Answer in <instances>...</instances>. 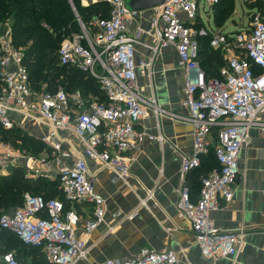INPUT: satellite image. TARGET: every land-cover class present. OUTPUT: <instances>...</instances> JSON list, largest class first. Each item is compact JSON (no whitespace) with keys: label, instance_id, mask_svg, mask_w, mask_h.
<instances>
[{"label":"built area","instance_id":"2783aa9c","mask_svg":"<svg viewBox=\"0 0 264 264\" xmlns=\"http://www.w3.org/2000/svg\"><path fill=\"white\" fill-rule=\"evenodd\" d=\"M107 18H95L87 30L62 40L57 51L59 66L88 73L98 83L105 99L98 100L80 91L38 90L30 83L24 52L12 43L11 28L0 26V127L21 129L24 121L43 125L47 133L39 137L50 156H25L0 140V170L15 163L32 174L47 175L55 166L63 199L70 205L88 204L91 214L83 234L91 235L104 221L105 200L95 191L93 174L86 159L99 162L118 180L126 181L130 166L141 150L145 133L136 129L147 116L160 108L153 98L142 95L138 74L151 75L152 61L162 50L173 47L177 67L182 72L184 125L191 127L190 154L180 155L176 211L194 235L202 259L234 260L244 241L242 229L222 231L211 213L233 199L232 184L239 172L241 151L250 142V130L264 133V16L250 10L249 23L234 31L206 27L199 4L213 6L218 0H164L146 11H128L125 0H106ZM262 5L264 0H253ZM210 9V8H209ZM203 11L205 9L203 8ZM200 20L193 30L189 25ZM199 36L209 37V46L227 56L219 78L206 79L198 62ZM149 40H154L151 46ZM137 48L150 50L152 58L137 60ZM214 131L216 134L214 136ZM65 134L83 147L72 165H64L68 155L63 145H71ZM210 148L219 165L200 177L198 198L192 201L188 174L200 168ZM136 212L126 216L132 220ZM74 211H65L58 198L44 201L41 196L24 195L23 204L0 216V230L13 233L22 243L37 247L47 264H94L88 261L87 239L75 233ZM171 235V230L167 229ZM0 264H22L14 253L0 255ZM99 264H182L178 253L141 249L124 259Z\"/></svg>","mask_w":264,"mask_h":264},{"label":"crops","instance_id":"0c3cea01","mask_svg":"<svg viewBox=\"0 0 264 264\" xmlns=\"http://www.w3.org/2000/svg\"><path fill=\"white\" fill-rule=\"evenodd\" d=\"M149 56V52L137 48V60L147 59ZM157 56L151 67V75H148L149 85L146 84V87L141 89L142 95L146 97L145 94L151 91L160 105L186 116V111L181 107L183 83L182 72L177 67L176 51L170 47L162 50ZM141 79L138 74L140 88ZM41 85L42 82H39L38 90H47ZM58 87L63 88L62 85ZM136 129L144 131L145 138L141 150L129 168L125 182L118 180L112 171L100 169L99 162L86 159L90 173L94 176V189L105 200L104 221L91 235L83 234V222L79 220L74 227L77 236L87 239L88 261L99 264L110 259L132 257L144 248L154 250L159 237L153 234L155 223L149 215H155L164 219L165 228L171 230L176 244L173 241L169 247L178 253L182 264H264V133L257 129L250 130V142L240 153L239 172L231 187L233 199L229 204H222L218 211L211 213V219L222 231L242 229L245 241L234 260L218 259L211 262L202 259L189 224L177 218L176 214L180 155L191 153V127L173 124L164 117L152 120L147 112V116L139 122ZM20 130L38 140L47 133L45 126L28 121L22 123ZM155 135L161 136L163 144L150 139ZM70 136L65 134L66 138ZM70 143L71 145L62 147V151L68 156L61 161L67 166L72 165L84 150L73 136ZM40 156L42 155L36 157ZM216 167L215 161L209 160L205 163L204 170L211 171ZM189 180L192 197L197 199L199 184L192 180V177ZM71 208L86 214L87 217L91 214L88 204H74ZM14 209L15 207L6 212ZM132 212H136V217L132 220L126 219ZM83 217L81 216L82 219ZM123 230L128 231L122 236ZM128 234L130 237H127ZM124 248L127 251L123 252ZM133 249L134 254L130 255L129 252ZM16 251L21 260L31 259L22 249Z\"/></svg>","mask_w":264,"mask_h":264},{"label":"trees","instance_id":"16d2710c","mask_svg":"<svg viewBox=\"0 0 264 264\" xmlns=\"http://www.w3.org/2000/svg\"><path fill=\"white\" fill-rule=\"evenodd\" d=\"M70 1L80 16L84 13L95 14L97 18H107L109 16L110 6L105 2L97 1L92 3L89 2L92 0H88V6L83 7L80 5L79 0ZM220 1L221 0H219V3ZM259 5L262 6L261 4ZM7 22H9L11 27L13 45L17 49H26L23 63L29 72L30 83L35 89H38L39 82L46 81L49 85L47 86L48 91H54L58 86L62 85L67 92L79 90L83 95H88L87 93L90 92L91 94H96L97 86L95 83L97 82L94 78L86 72L59 66L58 58L53 53L56 50L58 51L60 46L59 43H61L64 38L70 37L74 34L73 32H76V28L74 29L75 22L68 0H0V24ZM200 24L202 25L201 21H197L196 27H199ZM50 28L55 29L58 36H54L53 33L50 32ZM203 39H207L209 43V37ZM200 42L201 41L198 40V62L205 73L206 79L219 78V71L222 67L226 66L227 62L224 66L220 67V64H218L220 61L219 52L210 48L209 45L207 50H202ZM47 75L48 78L46 77ZM49 76H51V78ZM71 85H79L78 87H81V89L71 90L73 88ZM102 99H105V97ZM0 130L5 135V138L9 137L10 133L15 139L18 137L17 134L15 135L16 132L21 135L25 134L17 129L4 130L0 127ZM215 134L216 131H214V136ZM25 143L26 142L23 144ZM12 146L16 147L15 145ZM213 149L214 148H210L208 153L202 157L200 168L188 174L187 185L189 189L190 177H192V180L194 179L200 187V176H206L212 171L205 172L204 170L205 163L211 160V158H209L210 155L217 165L216 169H218L219 165L214 156ZM20 170L22 169L18 167V169L9 176V179L6 178L4 183H0V210L6 203V205L9 204V206L13 208L14 206H11V203L15 205V208L21 206L25 193L41 196L44 201L57 198L54 196L56 191L53 192L50 187L40 190L39 194H36V192L34 193V190H38L37 187L31 186L30 184L33 182L22 178ZM59 190L57 192H61V190ZM190 195L192 201H195L196 199L192 197L191 191ZM59 199H61L64 204V210L67 211L70 208V204L63 199L62 193ZM0 240L3 241L0 252L2 254L7 252L14 253L15 258L19 262L22 260H20L16 250L22 249L24 254L31 257L32 260L38 258V255H42L39 248L25 245L9 231L0 230ZM26 249L30 250L29 252H31V254H28Z\"/></svg>","mask_w":264,"mask_h":264},{"label":"rangeland","instance_id":"374dc122","mask_svg":"<svg viewBox=\"0 0 264 264\" xmlns=\"http://www.w3.org/2000/svg\"><path fill=\"white\" fill-rule=\"evenodd\" d=\"M68 1H69L70 9H71V12H72V15H73V18H74V22H75L74 29L76 28V30H75L76 32H73V33L77 34L79 32L78 34H81L83 30H87L88 34L91 35L92 31L90 29V24L92 23V21L95 18H97L96 17L97 15L92 14V13H90V14L84 13V14H81V16H80L79 13L74 8V6L71 5L70 0H68ZM97 1H102V2L107 3L106 0H92V3H95ZM79 2H80V5L83 6V7H87L88 6V0H79ZM199 8H200V15H201V20H202L203 24L206 27L210 26V27H212L213 29H215L217 31L228 30L229 32H231V31H234L235 29H237L240 25H244V24L249 23L250 20L248 21V18H249L250 14H251L250 10H253V8H256L257 9L256 12L260 13L261 16H264L263 7L260 6L259 4H257L253 0H221L220 3H219V0H218V2L216 4H214L213 6H210V7H208L205 3L201 2L199 4ZM203 8L205 9V11H203ZM249 8H252V9H249ZM85 18H89V19H85ZM197 21H199V20H196V21L193 22L192 25H189V27H191L193 30H196V31L201 25L200 24L199 27H196L197 26ZM5 24H8L9 27H10L9 22L4 23V24H0V26L1 25H5ZM49 30H50V32L53 33L54 36H58L57 31L55 29H53V28L51 29L50 28ZM203 38H207V37L206 36H199L197 38V41L198 40L201 41L200 42V45H201L200 47H201L202 50H207L209 43H208L207 39H203ZM60 42H61V40H60ZM149 43H150L151 46H154V44H155L154 40H149ZM59 44H61V43H59ZM21 49L24 51V54H25L26 53L25 52L26 49H23V48H21ZM143 50H146V49H143ZM146 51L150 53V56L147 59H144V60L148 61V60H150L152 58L153 54H152V52L150 50L149 51L146 50ZM217 52H219L220 61H221V63L219 61L218 64H220V67H222L227 62V56L221 50H217ZM53 53H54L55 56H57V50L55 52H53ZM172 54L174 55V52ZM157 57L158 56L154 57V59L152 61V64H154V62L156 61ZM140 75L142 77V79H141V82H142L141 83L142 84L141 89H142V88H145L146 86L149 85V81L147 82V80H149V79H148L147 71H145L144 74H140ZM46 77L48 78V75ZM49 77L51 78V76H49ZM45 82L46 81L42 82V85H41L42 88H47L48 83L47 82L45 83ZM95 84L97 86L96 94L95 95L91 94V92L87 93V94H91V95L96 96L99 99H102L104 97V95H103L102 91L100 90L99 83L97 82ZM78 86L79 85H76V86H72L71 85V87H73L71 90L81 89V87H78ZM76 91H79V90H76ZM145 96H146L145 98H147V99L153 98L155 100V104L160 108V112L158 114H155L156 110H154L152 108H148V110H147L148 116H150L152 118V120H155V119L159 120L162 117H164V118L168 119L173 124L184 125V123L182 121V118H181V117H183L181 115V113H179V112L174 113V112L170 111L169 109H167L166 107H163L162 105H160L157 102V100L154 97V95L151 93V91L147 95L145 94ZM14 129H17V130L21 131L19 128H13V130ZM16 134L18 136L16 139H15V137L13 135H11V133L9 134V137L5 138L4 137L5 135L0 130V140L3 141L5 144L10 145L11 147H13V149L15 151L20 152V153H22L25 156H29V155H32V156L47 155L48 157L50 156V154H51L50 151L51 150L49 151V149H47L46 145L41 143L37 138L30 137L27 134L21 135L20 133H17V132L15 133V135ZM72 136L73 135H71L70 138L69 137L67 138L69 140V142H71ZM150 139H153V140L157 141L159 144L160 143L163 144L161 136H156L155 135V137L153 136ZM24 142H26V143L23 144ZM11 144L15 145L16 147L12 146ZM209 158H211V162H212L213 157L210 155ZM22 166L18 165V163H15L14 165L9 166V169H6L4 171L0 170V183H4L6 181V178L9 179V176L16 169H18V167H20L22 169V170H20L21 174H22V178L33 182L30 185L37 187V189H38L37 191L38 192L36 190H34V193L36 192V194L37 193L39 194L40 190L48 189L50 187L53 192L56 191L54 196L59 199V196H61V192H57L59 190V185H58V180H57V176H56L58 168H56L54 166L52 168V170H50L48 172L47 175H38V174L29 173ZM24 195H23V200H24ZM152 199H154V197ZM6 204L0 210V216L2 215V213H4V212L8 211L9 209L13 208V207H10L9 204L8 205H6ZM10 205L15 207V205L12 204V203ZM83 205H86V204H83ZM147 207H149V205ZM69 210L74 211L75 214H76V218L80 222H83V225H84V222H85L84 220L87 219L86 214H84L82 212H79V213L76 212L75 209L71 208V205H70V208L67 211H69ZM176 214H177V218L180 219L181 217L178 215L177 211H176ZM81 216H84L83 219L81 218ZM149 217L155 223L153 234L156 237H159V242L157 243L156 247H154L153 249L154 250H163L164 248H170L169 244L171 242H173V241L176 244V240H174L175 238L172 237V235H170L169 233H167V229H169V228H165L166 225H165V222L163 221L164 219H159L155 215L154 216L149 215ZM181 220H182V218H181ZM127 231L128 230H123L122 236ZM171 234H172V232H171ZM128 236H129V234L127 235V237ZM165 239H166V242H165ZM133 241H134V238H133ZM159 244H161V245L158 246ZM163 244H165V246ZM1 245H3V241L0 240V247H2ZM29 251L30 250L26 249V252L28 254H31V252H29ZM122 251L125 252V251H127V249L124 248ZM128 251H129V249H128ZM32 253H34V252H32ZM129 253H130V255L134 254V249L131 250ZM0 255H3V254L0 252ZM43 256H44L43 254L42 255H38V258H34L33 260L30 259V258L29 259L24 258V261L22 260L21 263L22 264H47V263H45L46 261L44 260L45 258Z\"/></svg>","mask_w":264,"mask_h":264},{"label":"water","instance_id":"95a60500","mask_svg":"<svg viewBox=\"0 0 264 264\" xmlns=\"http://www.w3.org/2000/svg\"><path fill=\"white\" fill-rule=\"evenodd\" d=\"M163 2L164 0H125V7L128 11L139 12L150 10L152 8L160 6L161 4H163Z\"/></svg>","mask_w":264,"mask_h":264}]
</instances>
